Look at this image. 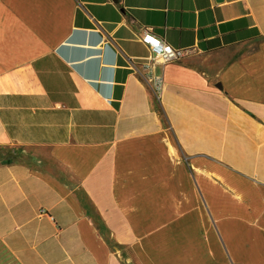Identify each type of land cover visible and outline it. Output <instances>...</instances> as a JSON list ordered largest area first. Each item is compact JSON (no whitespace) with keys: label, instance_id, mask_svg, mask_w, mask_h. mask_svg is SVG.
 <instances>
[{"label":"crops","instance_id":"crops-1","mask_svg":"<svg viewBox=\"0 0 264 264\" xmlns=\"http://www.w3.org/2000/svg\"><path fill=\"white\" fill-rule=\"evenodd\" d=\"M0 264H264V0H0Z\"/></svg>","mask_w":264,"mask_h":264},{"label":"built area","instance_id":"built-area-1","mask_svg":"<svg viewBox=\"0 0 264 264\" xmlns=\"http://www.w3.org/2000/svg\"><path fill=\"white\" fill-rule=\"evenodd\" d=\"M141 41L149 48L152 54L149 60L150 62L145 67L146 74H144L142 78L148 89L155 96L156 100L160 102L164 90V80L161 76L154 74L153 65L155 63L166 64L181 60L188 56L192 51L174 48L162 38L154 35L151 31H147L142 36Z\"/></svg>","mask_w":264,"mask_h":264}]
</instances>
